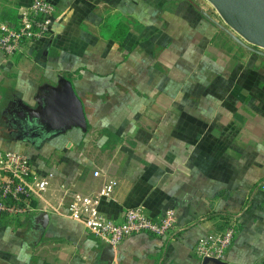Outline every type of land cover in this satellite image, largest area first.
I'll return each mask as SVG.
<instances>
[{
	"label": "crops",
	"instance_id": "1",
	"mask_svg": "<svg viewBox=\"0 0 264 264\" xmlns=\"http://www.w3.org/2000/svg\"><path fill=\"white\" fill-rule=\"evenodd\" d=\"M51 1V37L0 50V122L31 120L40 88L64 77L87 127L1 137V149L29 154L49 185L31 212L0 218V264H219L195 244L227 227L234 237L221 260L264 264V56L204 16L220 21L207 0ZM31 2L0 0V20ZM110 179L117 186L102 212L119 220L135 206L154 217L171 209L174 231L133 234L110 256L66 215L64 194H92Z\"/></svg>",
	"mask_w": 264,
	"mask_h": 264
},
{
	"label": "built area",
	"instance_id": "2",
	"mask_svg": "<svg viewBox=\"0 0 264 264\" xmlns=\"http://www.w3.org/2000/svg\"><path fill=\"white\" fill-rule=\"evenodd\" d=\"M56 5L51 0H32L22 8L15 20H0V50L6 55L24 51L25 46L37 43L54 33ZM49 185L47 175L38 174L25 153L8 148L0 149V217H18L33 210L32 201L43 199ZM117 180L110 179L92 194L64 191L68 196L66 215L85 225L88 232L113 247L125 238L140 232L168 236L175 227L171 209L160 216L150 215L142 206L127 208L117 220L99 209L102 197L111 196ZM64 205L59 201L56 211ZM234 237V228L199 236L195 251L199 258L223 259Z\"/></svg>",
	"mask_w": 264,
	"mask_h": 264
},
{
	"label": "water",
	"instance_id": "3",
	"mask_svg": "<svg viewBox=\"0 0 264 264\" xmlns=\"http://www.w3.org/2000/svg\"><path fill=\"white\" fill-rule=\"evenodd\" d=\"M215 8L220 21L200 10L213 24L221 28L231 39L261 56H264V0H207ZM38 106L29 111L31 120L22 122L26 133L33 138L54 134L72 126L86 130L87 122L83 104L70 80L60 77L56 86L44 85L37 94ZM30 137V138H31ZM21 138H29L24 134ZM47 222L42 214L41 230ZM106 252L113 255V246ZM110 262V257L106 258ZM225 264L221 259L206 257Z\"/></svg>",
	"mask_w": 264,
	"mask_h": 264
},
{
	"label": "rangeland",
	"instance_id": "4",
	"mask_svg": "<svg viewBox=\"0 0 264 264\" xmlns=\"http://www.w3.org/2000/svg\"><path fill=\"white\" fill-rule=\"evenodd\" d=\"M11 123L12 122H8V123L4 124L5 125L4 129H2L1 134L3 135V137H5V139H7V137H10V136H15L16 139H18V138L21 139V136H23V134H24L26 137L27 136L29 137L26 139L37 140L36 138L31 137L32 135H29V133L25 132V129L22 127L23 126L22 122H18L17 124H11ZM16 125H18L19 128L16 127ZM15 128H17V129H15ZM6 143H8V142H6Z\"/></svg>",
	"mask_w": 264,
	"mask_h": 264
},
{
	"label": "trees",
	"instance_id": "5",
	"mask_svg": "<svg viewBox=\"0 0 264 264\" xmlns=\"http://www.w3.org/2000/svg\"><path fill=\"white\" fill-rule=\"evenodd\" d=\"M5 124V122H0V143L2 142V138H3V135L1 134V132H2V129H4V125ZM2 137V138H1ZM8 141H9V139H7ZM1 147H2V145H0V149H1ZM19 152H22L23 153V151L22 150H20V149H17ZM27 156H28V158H29V160H30V162H31V159H30V156H29V154H27ZM31 165H32V162H31ZM34 165H32V167H33ZM34 169V168H33ZM35 170V169H34ZM36 171V170H35ZM37 172V171H36ZM1 218V217H0Z\"/></svg>",
	"mask_w": 264,
	"mask_h": 264
},
{
	"label": "flooded vegetation",
	"instance_id": "6",
	"mask_svg": "<svg viewBox=\"0 0 264 264\" xmlns=\"http://www.w3.org/2000/svg\"><path fill=\"white\" fill-rule=\"evenodd\" d=\"M11 124H13V123H11ZM15 127V126H14ZM16 127H18V125H16ZM19 128V127H18ZM15 129H17V128H15Z\"/></svg>",
	"mask_w": 264,
	"mask_h": 264
},
{
	"label": "clouds",
	"instance_id": "7",
	"mask_svg": "<svg viewBox=\"0 0 264 264\" xmlns=\"http://www.w3.org/2000/svg\"><path fill=\"white\" fill-rule=\"evenodd\" d=\"M26 258V257H25Z\"/></svg>",
	"mask_w": 264,
	"mask_h": 264
}]
</instances>
